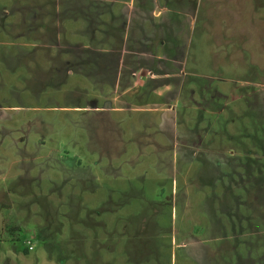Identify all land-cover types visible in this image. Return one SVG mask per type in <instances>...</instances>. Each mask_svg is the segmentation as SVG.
Masks as SVG:
<instances>
[{
    "label": "rangeland",
    "instance_id": "1",
    "mask_svg": "<svg viewBox=\"0 0 264 264\" xmlns=\"http://www.w3.org/2000/svg\"><path fill=\"white\" fill-rule=\"evenodd\" d=\"M263 129L264 0H0V264H264Z\"/></svg>",
    "mask_w": 264,
    "mask_h": 264
},
{
    "label": "trees",
    "instance_id": "2",
    "mask_svg": "<svg viewBox=\"0 0 264 264\" xmlns=\"http://www.w3.org/2000/svg\"><path fill=\"white\" fill-rule=\"evenodd\" d=\"M177 0H173V2H176ZM178 1H181V0H178ZM88 13V12H87ZM84 18V17H83ZM86 21H88L87 23H89V19L87 18L86 19ZM103 22V23H102ZM101 23H100V25H105V22L104 21H102ZM111 29H112V27H111V25L108 27V29H106V30H104V34L106 35L105 37L107 38V37H111L110 36V33H109V31H111ZM99 28L98 27H96L94 30H93V32L94 33H98L99 32ZM93 33V34H94ZM166 35H168V33L166 32ZM169 38V37H168ZM170 42H172V40H170ZM173 44V43H172ZM169 45L166 43L165 44V47H168ZM121 51L119 52V55H117V60H113L112 58H110L109 57V61L107 60V62H108V64H111L112 63V61L114 62V65H116L115 66V68H118L117 67V64H119V60H120V56H121ZM104 57V56H103ZM103 57H101V58H103ZM89 58H91V57H89ZM119 59V60H118ZM94 60V62H95V59H93ZM96 62H98V63H100V62H102V61H100V60H96ZM107 71H108V69H106ZM116 72H117V70H116ZM264 130V129H263ZM264 136H262V137H259L258 136V139L260 140V141H262L263 143H264ZM255 140H256V137L254 138V140H253V143H255ZM246 157H247V161L249 162V163H251V162H253V156H256V155H254V152L253 151H251V150H248L247 152H246ZM256 162V161H255ZM256 164H257V162H256Z\"/></svg>",
    "mask_w": 264,
    "mask_h": 264
},
{
    "label": "built area",
    "instance_id": "3",
    "mask_svg": "<svg viewBox=\"0 0 264 264\" xmlns=\"http://www.w3.org/2000/svg\"><path fill=\"white\" fill-rule=\"evenodd\" d=\"M31 249H33V248H31Z\"/></svg>",
    "mask_w": 264,
    "mask_h": 264
}]
</instances>
